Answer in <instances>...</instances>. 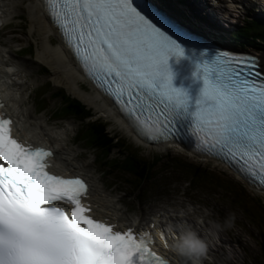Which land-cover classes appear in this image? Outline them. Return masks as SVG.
<instances>
[{"label":"snow or ice","instance_id":"1","mask_svg":"<svg viewBox=\"0 0 264 264\" xmlns=\"http://www.w3.org/2000/svg\"><path fill=\"white\" fill-rule=\"evenodd\" d=\"M85 72L112 88L111 95L158 138L174 139L187 113L188 92L173 87L169 59L185 48L133 0H45ZM195 55V53H193ZM201 52L195 77L203 81L192 113L191 135L202 154L238 163L264 185V76L255 57ZM130 105V107H129ZM123 110V109H122ZM0 118V264H167L148 246L147 234L93 219L81 197L87 185L47 171L50 151L12 138ZM178 134V133H177ZM6 165V166H5ZM55 202L72 205L70 215Z\"/></svg>","mask_w":264,"mask_h":264},{"label":"rangeland","instance_id":"2","mask_svg":"<svg viewBox=\"0 0 264 264\" xmlns=\"http://www.w3.org/2000/svg\"><path fill=\"white\" fill-rule=\"evenodd\" d=\"M174 1L175 0H171L170 2H168V4L171 7H174ZM185 1L186 3L184 4H177V8H180L181 12H183L184 14L192 16L190 14V10L193 8L199 10L202 17H206V15L210 13L213 15L216 14L220 20V23L218 22V24L224 29H226L225 26L229 25V31H227V33L219 28L216 29L224 32L227 36V40L229 39V32L235 30L239 25L244 23L245 18L247 19L248 15L251 14L253 9L251 3L248 2V0H245L247 2H244V4L242 5L237 4L235 0H183L182 2ZM27 3L28 1L24 4V9ZM163 3L164 5L167 4L166 0H164ZM217 3H219V5ZM261 3L264 5L263 2ZM158 4L161 5V3ZM212 4L217 5V8H213ZM207 5L210 8H213L210 13L205 12L203 11L204 9H202ZM198 6L202 7L199 8ZM261 7L262 6L257 7L255 11L259 13ZM22 13L24 21L18 19L14 20L11 27L9 28L16 33H13L12 31H5L0 35V42H8L7 50H14L17 53V56L18 54H20V56H18V59L24 62L27 61L29 63V67H42V69L39 70L33 69L35 70V73L32 74H26L25 72L23 73V79L24 81H27L26 94H28L29 96H33L32 100L28 99L27 103H25L24 112L27 113V107L31 108L33 109L34 113L40 114V116L38 117L42 118V116H45V118L48 119L51 123L54 122L56 124H59L61 127L66 128L68 141L65 143H67V151L69 153L67 154V158L69 159L77 156L76 159L78 160V162H74L76 163V166H79L80 164L79 167L88 172L90 176H94V178L100 181L102 180V182L106 184V192L108 191L112 194V196L120 200V203H122L121 207L123 206L122 209L125 211L124 208H128L129 213H134L133 215L145 218L148 216H153L154 212H161L167 215L169 213V215L176 217L178 213H182L183 215L184 211L188 210L193 215L192 217L197 220L196 224H199L197 222H202L201 217H203V219H206V215H210L211 219H208L207 222H210V225L217 226L216 228H218L215 230L216 236L213 235L214 237H211L208 242H206V244L210 243L211 247L214 249V256L216 258L210 259L211 261H208L210 264H264L262 257H259L261 234L258 231L257 227L253 225V223H249V220L245 215H243V212L241 213L240 210L236 208L232 199L229 197L225 198V193L222 190L214 188L213 182L210 181L207 177H203V180L199 181L203 184L198 188L200 192H198L197 195L194 196L193 194L197 192L196 190L198 182H195L193 178L194 189L192 190L189 183L191 182L193 176H185V174L175 173L170 179L168 176V171L166 170L167 162L169 160L168 158H171L173 156H182L190 162H195L211 169L215 173L223 175L225 174L226 176H229L232 179L236 180V182L240 186H245L250 194L255 197L261 198L263 201L264 194L259 193L251 188L239 176L235 175L233 172L220 165V163L216 161H208V159L205 160L206 158L204 157L194 156L188 151L181 150L178 147L170 148L167 150H159L158 148L150 149L148 147L142 146L140 143H138V141H135V139H133L123 127H120L119 125L117 126L114 119L115 117L107 118L100 112L96 111L94 106L89 107L88 104L87 106L84 101H81L82 99L80 97H77L69 92L68 85L59 81L58 83L56 82L57 80L55 79V77H53V70L51 69L49 63L43 62L44 59L41 57L42 54H40V60V58L38 57L39 46L36 45L35 41L30 38L31 36L29 34L31 26L28 22V11L23 10ZM195 15L197 14L195 13ZM30 22L32 21L30 20ZM32 24L35 32H37L35 23L32 22ZM15 38L19 43L12 41L15 40ZM29 46L32 47L30 51L27 48ZM23 49L24 52L22 51ZM28 53H31V55H28ZM257 54L262 57L264 53ZM6 55L3 54L2 57ZM38 59L43 64L37 61ZM20 81H22V78ZM85 84L88 90H93V87L89 82L85 81ZM57 91L63 92L70 100H79L88 108H90L93 112L92 119H101L106 121L109 125L108 131H110L112 134L118 133L120 136L126 138L130 143V147L132 149H137L138 151H140L143 156H158L163 158L161 160V164L159 165L161 167L155 172V177L152 180H149L146 184L145 182H143L145 184V187L144 192L140 198V205L139 203H137V200L132 197L133 193L130 194V191L125 193V189L122 186L117 187L113 184L111 186L112 180H109L104 176L101 177V175L98 173L96 164H98L99 162L94 161L95 153L88 151V149H84L85 147L87 148L90 146V142L88 141L87 137H84L82 135L83 129H80L81 126L76 121H74L73 119H66V117L69 116L66 113L67 111L64 112L66 110V104L62 103V100L58 99L57 96L52 95L53 93H57ZM41 97H44L45 104H43V102L41 101ZM33 102L34 104H36L35 108H33ZM18 110L19 109H17V111ZM51 115L53 116L51 117ZM41 118L37 121H42ZM18 121L17 122L20 126L22 122L26 121V119L22 117V119H18ZM78 130L80 131L79 136L81 137V143H79V146L75 145L74 143V136L76 134V131ZM69 140H71V143L69 142ZM175 148L178 150H176ZM117 157L124 159V157L119 156L115 152L109 155L110 160H117ZM182 162L186 163V161L183 159ZM110 163H113V161H111ZM124 172L126 176L129 177V173L127 171ZM109 187H111V189ZM133 192L135 191L133 190ZM187 192L190 196H188ZM136 195L138 194L136 193ZM219 196L222 197L219 198ZM191 198L194 199L190 200ZM194 200L198 202H194ZM201 203L203 205H201ZM176 210H178V213H176ZM229 214H232L234 216V223L232 227H225L224 221L229 216ZM127 215L130 216L129 214ZM194 223L189 224H192V226L196 227ZM198 226H200V224ZM210 229L211 228L204 229V231L206 232L205 234H207V232H212V230ZM219 233H222V236H220ZM221 237H223L225 241H223ZM222 247L225 249L226 253L221 252ZM207 256L211 258V256Z\"/></svg>","mask_w":264,"mask_h":264},{"label":"bare ground","instance_id":"3","mask_svg":"<svg viewBox=\"0 0 264 264\" xmlns=\"http://www.w3.org/2000/svg\"><path fill=\"white\" fill-rule=\"evenodd\" d=\"M27 1L28 3L26 4V7L24 9V4ZM238 1H242V0H238ZM259 1L264 2V0H259ZM23 10L28 11L27 13L29 18L28 22L30 23L31 26L29 34L31 36L30 38L33 39L36 45L39 46L38 57L40 58V54H42L41 57L44 59L43 62L49 63L51 69L53 70V77H55V79L57 80L56 82L58 83L59 81L61 83L68 85L69 88L68 90L71 94L80 97L82 99L81 101H84L86 105L87 104L89 105V107L94 106L95 110L100 112L105 117L107 118L115 117L114 119L116 121L117 126L119 125L120 127L126 128V126L124 127V125L120 122L118 116L115 114V109L111 101L103 97L94 88H93L94 90L92 91L91 89H89L90 91L88 90L85 84L86 80L84 74L82 73L80 65L76 61L74 55L65 47L64 43L62 42L60 36L57 33V30L50 23L49 21L51 20L50 14H48L43 0H0V22L7 24L8 22L12 23V21L16 18H22L23 16L21 15V11ZM171 17L180 25H182L184 28H186L189 31H192L191 29H188L184 24H182L176 18L175 15H171ZM30 20L33 23H35L37 32H35L33 28V24L32 22H30ZM9 25L4 26L3 29H0V35L3 33V30L5 31L6 29L9 28ZM0 44H1L0 74L3 76V72L9 71L12 73V77L14 78V79L11 78L10 80L7 78V82L5 81V84L9 85V88L8 89L6 88L7 95L9 98L11 97L14 100L13 102L9 101L8 112L9 114L14 116L13 119H19L18 117L20 113L27 118L26 122L23 123L20 127V132H22L21 135L34 142L41 140V142L43 141V143H46L47 145H50L52 148L55 149L56 157L54 163H59L60 165L59 167L54 166V169H60L63 171L72 170V174L83 173L82 175H85L89 179L91 184L90 202L93 203L94 211L98 216H104L110 218L114 223L117 222L119 224H124L125 227L136 226L138 219L132 220L131 217L127 215V213L121 207L120 200L112 196V194L109 193L108 191L106 192L105 189L106 184L102 182V180L100 181L94 178V176H90L88 172H86L84 169L79 167L80 164L79 166H76V163L74 162L75 161L78 162V160L76 159L77 156L69 159L67 158V154L69 153L67 151V143H65L68 141L66 128L61 127L59 124H56L54 122L51 123L48 119L45 118V116H42L43 117L41 118L42 121L40 120V122L36 123L37 121H35V119H39L38 117L39 114H35L33 109L31 108L27 107L29 111L27 112L26 115H24V112L22 110L20 113L18 112L19 110L17 111L15 106L24 108L25 103H27L28 99L32 100L33 98V96L31 95L29 96L28 94H26L27 81H24L23 73L25 72L26 74H32L35 73V70L42 69V67L41 66H37L38 68H33L34 66L29 67V63L27 61L24 62L18 59V56H20V54H18L17 56V53L14 50L11 49L7 50L8 42L7 43L0 42ZM3 54L4 55L7 54L6 56H3L6 58L2 57ZM261 60L264 70V54L262 55ZM37 61H39V59ZM40 63L43 64L42 62ZM21 78L22 81H20ZM34 108H35V104H34ZM31 119H34V121H31ZM129 132L134 136V134L131 131ZM39 135L40 138L38 139ZM134 139L138 141V143H141L144 146H149L148 148L150 149H154V148H158L159 150L169 149L168 146H162L159 144L155 145L144 142L136 136H134ZM69 142L71 143V140H69ZM180 149L183 150V148ZM205 160H207V158ZM209 160L210 159H208V161ZM213 161L218 162L217 160H213ZM255 190L261 193V190L257 189V187ZM193 199L194 198H191L190 200ZM194 202H198V201L194 200ZM201 205L203 204L201 203ZM176 213H178V210H176ZM165 216L167 217L168 220L166 224H170V223L175 224L177 221L181 222V224H185V223L189 224L195 222L194 223L196 226L194 227L195 231H197L196 232L197 234H200V238L203 239L205 242H208V240L211 237H214L213 235H215V230L218 229L216 228L217 226L210 225V222H207L208 219H211L210 215H206L207 216L205 217L206 219H203V217H201L202 222H197L200 224V226H198L199 224H196L197 220L192 217L193 215L188 210L184 211L183 215L182 213L181 214L178 213L176 217H169L167 215ZM159 218L160 217L156 216V219L150 221L148 226H150L152 222L162 223L163 221L160 220ZM184 219H186L188 222H185ZM190 225L192 226V224ZM178 226L180 229V225L176 224V227ZM208 227L211 228L210 230H212V232L210 233L207 232V234H205L206 232L204 231V229H209ZM166 230L169 231L170 230L169 227H166ZM219 235L222 236V233H219ZM221 239L225 241L223 237H221ZM175 244H173L174 252L177 254V256L181 255L185 258L184 262H182L184 264H210L208 261H210V259L215 258L214 249L211 247L210 243L209 244L207 243V252L204 256L209 255L211 256V258L207 257V259H204L206 257H202V260L201 258L197 259L181 254L176 250ZM221 252L226 253L223 247L221 248ZM176 264H180V262L176 261Z\"/></svg>","mask_w":264,"mask_h":264},{"label":"trees","instance_id":"4","mask_svg":"<svg viewBox=\"0 0 264 264\" xmlns=\"http://www.w3.org/2000/svg\"><path fill=\"white\" fill-rule=\"evenodd\" d=\"M228 45L237 51L264 53V15L246 19L243 25L231 32ZM31 49L32 47L29 48V51ZM28 55H31V53H28ZM52 95L57 96L58 99L62 100V103L66 104V110L64 108V112L67 111L66 113L69 115L66 118H74L73 120L81 126L80 129H83L82 135L87 137L90 142V146L84 149L95 153V162H99L96 164L97 171L103 173L102 175L104 177L112 180L111 186L112 184L117 187L122 186L125 189V193L128 191H130V194L133 193L132 197L140 205L144 185L155 177V172L161 167L159 165L163 158L158 156L145 157L137 149H132L126 138L120 136L118 133L112 134L108 131L109 125L106 121L92 119V110L79 100H70L61 91H57V93H53ZM41 101L45 104L44 97H41ZM79 135L80 131L78 130L74 136V143L78 146L81 143V137ZM113 152L124 157V159L117 157V160H110L109 155ZM168 159L166 170L168 171L170 179L175 173L185 174V176L191 175L193 177L189 185L192 190L194 189V180L198 182L197 192L193 194L194 196L200 192L198 188L203 184L199 181H202L203 177H207L213 182L214 188L222 190L225 193V198L229 197L232 199L236 208L241 213L243 212V215L247 217L249 223H253L260 232L259 257H262L264 262V201L250 194L245 186H240L236 180L225 174L215 173L211 169L201 164L190 162L182 156H173ZM182 159L186 163H183ZM111 161L113 163H110ZM124 171L129 173V177L126 176ZM187 194L189 195L188 192Z\"/></svg>","mask_w":264,"mask_h":264},{"label":"clouds","instance_id":"5","mask_svg":"<svg viewBox=\"0 0 264 264\" xmlns=\"http://www.w3.org/2000/svg\"><path fill=\"white\" fill-rule=\"evenodd\" d=\"M195 77V72L193 73ZM180 89V88H177ZM234 223V216L229 214V216L224 221L225 227H232ZM219 227V225H218ZM175 248L181 254L187 255L193 258H201L207 252V244L201 239L195 232L190 230L185 231L181 234L178 241L175 244Z\"/></svg>","mask_w":264,"mask_h":264}]
</instances>
